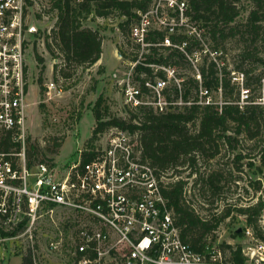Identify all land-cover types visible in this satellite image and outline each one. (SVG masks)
Returning <instances> with one entry per match:
<instances>
[{
	"label": "trees",
	"instance_id": "1",
	"mask_svg": "<svg viewBox=\"0 0 264 264\" xmlns=\"http://www.w3.org/2000/svg\"><path fill=\"white\" fill-rule=\"evenodd\" d=\"M185 1L184 17L189 28L197 32L189 34V28L184 25L176 27L169 35L171 46L159 45V53L157 48H152L151 54L142 56L146 64L177 69L175 77L180 79L179 84L171 82L161 92L166 109L156 112L150 106H141L129 111L126 118H120L110 113L100 95L91 109L95 125L90 141L111 129L126 132L136 137L138 162L146 164L157 180L168 172L179 176L165 185L159 182V195L165 208L172 212L182 240L195 252L204 249L206 236L232 212L244 216L253 238L264 244V228L259 225L264 211V55L258 47L259 42L264 44V0ZM49 2L56 11L50 38L58 48L57 55L50 43L46 47L53 58L61 57L64 63L79 67L96 63L101 54L98 32L82 26L81 20L90 14L104 18L116 13L125 18L119 25L125 32L126 26L137 19V12L146 11L149 4V0H84L77 5L70 0ZM163 37L164 32H155L150 41L161 43ZM202 38L208 42L205 49L199 44ZM228 45H233L236 51L233 55H228ZM56 67L53 66L54 80ZM178 69L182 72L178 73ZM136 70L146 77L152 76L149 67L138 65ZM230 72L241 75V81H233ZM157 75L165 79L162 70ZM60 76L65 82L71 78L66 71H60ZM13 148L18 149L19 144L9 137L0 138V152ZM226 153L233 157L227 171L218 167L200 170L202 163ZM92 155V152L83 153L82 162H89ZM131 157L134 159V155ZM185 171L187 178L194 176L193 190L202 187L209 194L211 208L222 197L225 180H237L241 174L248 176L246 186L254 195L245 197L244 205L228 202L220 213L202 216L186 199L187 180L180 176ZM243 234L244 229L235 230L232 236ZM231 260L245 261L239 246L232 251ZM21 264H33L30 255H24Z\"/></svg>",
	"mask_w": 264,
	"mask_h": 264
},
{
	"label": "built area",
	"instance_id": "2",
	"mask_svg": "<svg viewBox=\"0 0 264 264\" xmlns=\"http://www.w3.org/2000/svg\"><path fill=\"white\" fill-rule=\"evenodd\" d=\"M31 1L0 0V138L19 144L18 149L0 152L1 244L20 234L28 233L30 238L36 220L46 215L56 231L45 239L46 258L66 249L71 264H264V244L249 229L246 235L256 242L240 248L243 263L231 260L237 245L220 241V226L206 236L202 251L192 250L182 240L172 212L165 208L159 179L146 164L131 157L126 132L109 130V147L102 152H79L62 167L39 161L31 171L25 159L27 108L34 106V102L25 103L29 89L26 53L36 34ZM70 1L77 5L84 0ZM186 9L185 0H149L146 11L137 12V19L130 23L125 44L130 51H115L121 65L113 74L125 109H166L161 92L171 82L179 84L177 69L146 64L142 56L151 54L152 48L159 53V45L171 46L169 35L176 27L189 28ZM159 31L164 32L162 42L152 43L150 36ZM138 65L149 67L152 76L138 73ZM159 69L165 79L157 75ZM52 89L51 81L43 102L51 98ZM91 152L92 159L83 163L82 154ZM27 254L33 264H40L35 254Z\"/></svg>",
	"mask_w": 264,
	"mask_h": 264
},
{
	"label": "rangeland",
	"instance_id": "3",
	"mask_svg": "<svg viewBox=\"0 0 264 264\" xmlns=\"http://www.w3.org/2000/svg\"><path fill=\"white\" fill-rule=\"evenodd\" d=\"M31 4L34 6L35 11L31 21L36 28V34L31 47L26 53L29 89L25 103L34 102V106L27 108L28 145H26L25 159L30 163L31 171H34V167L39 161L46 160L56 163L53 165L62 167L76 159L79 152L95 150L102 152L109 147L108 143L111 140L112 136L110 134L112 131H106L97 136L95 140L90 141L91 132L95 125L91 109L97 97L101 95L105 102L104 105L109 107L112 115L126 118L130 111L122 106L121 96L113 79V74L121 65L115 57V51L126 53L130 51V47L125 45L128 43L126 39H128L127 33L130 23L123 32L119 25L125 21V18L118 16L116 13H111L104 18L90 14L85 20H81L82 26L98 32L101 38V54L96 63L79 67L73 63H64L61 57L53 58L46 47V43H50L54 54L57 55L58 48L50 38L56 22V11L51 9L49 0H33ZM195 31L192 28L189 33ZM202 40V43L199 44L205 49L208 42L204 38ZM258 47L259 52L264 55V44L259 42ZM227 49L228 55H233L236 52L233 45H228ZM227 62L229 64L228 68L231 69V60L228 59ZM54 65L57 66L55 80L53 79ZM60 71L68 72L71 78L65 82L60 76ZM181 72L182 70L178 69V73ZM230 75L233 81L238 83L241 81V75L238 73L230 72ZM51 81L54 83L55 89L51 90V98L43 102L45 100L46 84ZM240 94L241 98L244 99V91H241ZM131 111L134 112L135 110ZM114 139L116 145H118L117 138ZM56 143H60V146L56 147ZM126 144L129 146L130 155H134L133 160L140 161V153L136 150V137L128 136ZM31 147H34V149ZM116 149L118 156L122 154L118 151L120 149L118 146ZM232 158L231 155L226 153L223 157L208 161V163H202L199 167L200 170L206 171L217 167L227 171L228 167L230 168L232 165ZM187 173L185 171L180 175L183 180H187L185 186L186 199L194 208V211L202 216L220 213L225 203L228 202L235 203L238 206L244 205L247 203L245 197L254 195L253 190L246 186L248 176L241 174L237 180H231L230 182L225 180L226 184L221 200L215 201L213 204L215 208H211L210 202L212 199L209 194L204 192L202 187L193 190L192 180L194 176L187 178ZM177 178L179 176H171V172H168L159 178V182L165 185ZM244 189L247 190V193ZM36 221V228L32 227L30 229L31 237L33 236L30 237L31 239L28 237V233H25L16 238L4 240L3 244L0 242V264H21L23 256L27 255L28 251H30L31 256L32 253L35 254L40 264H71L66 249H63L61 254L57 253L46 258L43 247L45 239L50 235L55 236L56 231L46 215L41 216ZM259 225L264 228V211L259 220ZM242 229H244L243 236H232L235 230ZM247 229L249 228L245 225V217L232 212L231 216L220 225L219 234L222 235L220 241H232L234 245L240 248L247 244H255L256 241L250 240L246 235ZM249 231L252 233L251 229ZM34 233L35 235H33ZM38 242H40L39 246ZM32 245H36V248L34 247L36 251L31 248Z\"/></svg>",
	"mask_w": 264,
	"mask_h": 264
},
{
	"label": "water",
	"instance_id": "4",
	"mask_svg": "<svg viewBox=\"0 0 264 264\" xmlns=\"http://www.w3.org/2000/svg\"><path fill=\"white\" fill-rule=\"evenodd\" d=\"M238 231H240V230H238Z\"/></svg>",
	"mask_w": 264,
	"mask_h": 264
}]
</instances>
